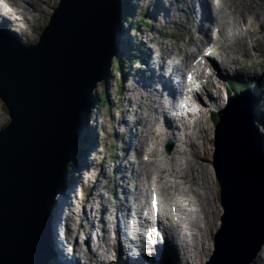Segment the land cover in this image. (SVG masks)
I'll return each instance as SVG.
<instances>
[{
	"label": "water",
	"instance_id": "water-1",
	"mask_svg": "<svg viewBox=\"0 0 264 264\" xmlns=\"http://www.w3.org/2000/svg\"><path fill=\"white\" fill-rule=\"evenodd\" d=\"M120 0H60L40 39L0 34V264H48V200L116 54ZM252 101L219 113L213 162L224 213L208 264H247L264 243V161ZM49 237V233H48Z\"/></svg>",
	"mask_w": 264,
	"mask_h": 264
},
{
	"label": "bare ground",
	"instance_id": "bare-ground-1",
	"mask_svg": "<svg viewBox=\"0 0 264 264\" xmlns=\"http://www.w3.org/2000/svg\"><path fill=\"white\" fill-rule=\"evenodd\" d=\"M238 1V3H237ZM245 7L243 13L241 12L240 16L237 15V9L236 5L240 3V0H158L155 1V5H159V8L154 10V15L157 16V19L159 17L161 23L164 25V28H167L171 25L177 24L180 26H187L189 28L193 27V23L195 28H199L200 30H197L200 32V37L197 38V40L193 37L191 38L189 42L190 47L194 46L196 48L195 51L189 50L185 51V58H183V64L186 68H189V70H195L190 72L196 77L201 78L202 80L207 79V83H205L206 89H211L212 85H219L220 79L218 77L221 76V78L230 77L234 78L235 75L240 78V75L244 77L247 73H249L250 77L248 80L254 84L255 83V89L256 94L258 93L259 88V95L262 97V99L258 102L255 100L254 107H253V117L255 119L256 127H258L259 131L257 130V134H260L261 139L263 140V148H264V69L261 67V65L253 61V63L246 68L244 71L242 70H236L235 72H230L227 68H223V73L219 72L218 76L215 77L213 74H209L206 72V68H204L203 61L200 60V62L197 60V54L203 56V47L208 42H213L215 44L221 43L222 46L221 57L226 56L225 60H229V56L233 57L235 59V54L238 52H243L247 55V57H250V54L252 53V49L256 46H261L259 42L256 40L253 42L252 48L249 46V37H251V31L248 30V27L246 28V31L244 32L243 29L240 28L239 23L240 22H249L253 21V27H255L254 34L257 37L258 35H261L264 33V0H244ZM167 3H169L167 5ZM151 8H154V5H150ZM16 6L13 5L12 7H7L8 10L13 11ZM135 7V6H134ZM124 7L122 6V9ZM137 8V7H136ZM150 8V7H149ZM6 9V8H5ZM152 12L151 9L148 10L147 14ZM10 12L3 11L2 8H0V15H10L8 14ZM14 13V12H13ZM212 31L215 32V36L212 35ZM16 34V33H14ZM18 34V33H17ZM120 34V30H119ZM120 38V36H118ZM215 39V41H214ZM181 42V41H180ZM264 48V46H261ZM170 55H178L173 50H169ZM215 54L218 53L217 50H214ZM233 59V65L235 64V60ZM224 60V61H225ZM183 64H180L176 62V60H173L171 69L176 72L177 75H185V69ZM194 64H197L194 67ZM163 68L168 67V62L163 63ZM230 69V65H229ZM234 71V70H233ZM200 74V75H199ZM160 80V77L155 75H144V77H140V75L137 73V75L133 79V87L135 88L138 86V89L135 91L137 92L140 90L143 84H147V87L144 88V90L147 92L145 97H149L151 100L153 99L154 95L159 96L160 101L159 104H156L155 106H158V111L153 112L152 115H157L155 118L157 120L161 119L163 124L166 126V129L159 134H155L154 126L156 125L155 122H157L154 118L153 121H144L143 118H139L136 120L137 123H141L143 125L142 135L141 139H138L139 134L138 133H132L130 128V124L128 121L121 119L120 125L125 128V132L121 135L125 136L128 133H131V138L127 142L123 155L120 156V160L124 161L127 159L128 156V150L136 149L138 156L142 155L144 151V146L148 144V140L153 139H159L160 136L167 135L169 136L174 143L178 144L179 146H188L191 147L192 155L191 153L188 154L186 152V149L180 150L177 149L175 151L176 155L181 154V157H178L176 155H172L171 157H164L165 161L162 163L160 167H158V179L157 181L153 180L155 183L160 184V189L163 191V195L170 198V196H176V198L172 197L174 200L172 205H176L177 211L182 215H176V219L170 215L168 209H162L163 212L168 215L171 218L170 225L171 230L176 233L178 236V233L175 231H180L182 235L185 237V241L183 240V244L179 246L177 250V245L175 246H167L170 251V256L168 257V264H194L193 257L195 258L196 264H202V258L205 254H207V251L210 250L207 248L206 241L208 239V233L210 229L211 222L206 223L205 217H208L212 219L210 214L212 213L213 203H212V197H211V191L209 190L208 182H210V178L206 177L205 173H203L202 169L203 167L199 165V149L196 145L192 143V138L190 135L185 134L184 138L180 134V130L177 126V119H174L173 116L169 115L167 110L172 107V104L168 107V104L163 99L167 94H176L177 90H181L182 88V80L178 79V84L173 86H168L165 83V86L161 84V86L156 89L158 81ZM234 81V80H233ZM167 82V81H166ZM173 83V82H172ZM223 85V83H222ZM151 87L153 90H155V93L152 94ZM239 88L242 90H245L243 85H239ZM245 95L239 96L237 98L233 97L226 101V97L224 96L223 92L220 90L217 91L216 96L211 94L210 98L206 101L208 104L207 107L211 108L212 106L218 107L219 110L223 109L225 111L228 107L232 106L233 104L244 106L245 102L251 101L252 93L247 91ZM210 94V93H209ZM251 95V96H250ZM177 96V97H176ZM176 99L179 98L178 95H175ZM217 97V98H216ZM253 98V97H252ZM132 101V100H131ZM256 102V103H255ZM200 105L194 106L195 110L194 113H205L207 110L203 109L202 107H199ZM153 109H156V107H153ZM155 123V124H154ZM205 128V130H209L208 126H204L203 124H199L198 122L195 123V126L193 130H198L199 128ZM197 134L196 131H192L191 135ZM207 137V136H206ZM86 148V147H84ZM141 148V150H140ZM170 155V154H169ZM189 155L191 157H189ZM264 155V150H263ZM149 156L152 158L154 157H162V153L157 149H152ZM162 159V158H161ZM169 162L172 163V166L169 165ZM91 162H87V165ZM142 163V162H141ZM168 163V165H167ZM129 164V163H127ZM122 165V164H121ZM91 168V165L89 166ZM127 169L130 171L131 167L130 165L127 166ZM143 171L140 175L137 177H145V180L148 183V188L152 185V179H151V171L150 169L143 168ZM216 174V173H215ZM217 176V175H216ZM133 177V168L131 169L130 175L127 180L128 182L131 181ZM106 178V177H105ZM136 178V177H135ZM77 182V180L75 181ZM121 182H124V180H121ZM118 183V182H117ZM116 182L113 183L111 180L109 182V193L116 198L118 201L120 194L123 192H126V189L124 190V186H117ZM101 181L94 180L92 182V185L94 189L97 191L95 194V198L98 199V208L95 209L96 212H101L102 218L100 221V228L104 231V234L102 236V240L106 241L107 237L110 236V233L108 232V229H106L105 224L107 223V220L104 219V215L106 213L110 212L109 207L104 203V196L102 192L99 190V187H101ZM74 185V184H73ZM152 190V189H151ZM145 196L142 192L140 184L137 188L133 191V199L137 202H139L142 197ZM178 196V197H177ZM67 195L64 196L62 200H60L59 204L60 209L62 211L65 210V208L68 207V201H66ZM183 198L186 204H184L183 200L179 199ZM68 200V199H67ZM130 200V199H129ZM129 200L127 202H124V204L128 205ZM66 201V203H65ZM79 203H81L80 200H78ZM77 203L73 202L72 206H76ZM199 206L200 211L203 214L202 220L199 216H196L194 218L193 209L191 207L193 206ZM120 206V199L119 204ZM117 206V207H118ZM70 209V205L68 207ZM124 210V208H123ZM125 212V210H124ZM177 213V212H176ZM54 214V213H53ZM223 215V214H222ZM193 216V217H192ZM210 216V217H209ZM202 221V223H201ZM222 221V220H221ZM260 224H263L264 220L262 217H259L257 219ZM206 223V224H205ZM223 222H221L222 224ZM220 224V225H221ZM53 237L54 241L50 238H48V243L51 249L58 250V247L63 246L65 243L62 239L63 232H68L69 229L67 226L62 223L60 218H58V215L55 211V216L53 219ZM85 228V235H88L90 233V229L93 230V221L92 218H87L84 222ZM195 229L196 231L193 232L192 230ZM218 231V229H217ZM150 238L155 239L157 236V232L155 231L152 233V230L149 232ZM216 234V232H215ZM98 235V234H97ZM52 236V233H50V237ZM87 242L90 241V235H88ZM143 236H140V240ZM215 237V236H214ZM64 238V237H63ZM65 239V238H64ZM66 240V239H65ZM54 242L56 244V247L54 248V245L51 243ZM92 241V240H91ZM150 241L147 240V243ZM173 244V243H172ZM152 246V245H151ZM87 247V250L90 249ZM141 249H144V244H140ZM100 249H102L101 246H99ZM116 248L118 250V257L115 261L118 262H127L128 264H156V261L152 259V256L149 252H142L140 254H136L135 251H139L141 249H138L136 244L132 242L131 238L125 237L124 235H120L118 244L116 245ZM263 247H260L253 257L250 259V261L247 264H259V260L255 259L256 256L259 254V252L262 250ZM182 251L185 253L184 257L179 258V252ZM214 252V249H213ZM212 252V254H213ZM191 253L194 254V256H191ZM96 254V255H95ZM211 254V255H212ZM58 258V262L60 264H65L63 255L60 254ZM101 252H93V250H89L87 254V258L90 260L91 264H111L113 261H109L106 259H102ZM107 258L109 257V252L107 254ZM99 256V257H98ZM154 257V255H153ZM211 257V256H210ZM259 257V256H258ZM76 258V259H75ZM72 261H68V263L71 264H82L79 260V258L75 257ZM211 260L206 261V264L210 263ZM58 263V264H59ZM264 264V259H263Z\"/></svg>",
	"mask_w": 264,
	"mask_h": 264
},
{
	"label": "rangeland",
	"instance_id": "rangeland-1",
	"mask_svg": "<svg viewBox=\"0 0 264 264\" xmlns=\"http://www.w3.org/2000/svg\"><path fill=\"white\" fill-rule=\"evenodd\" d=\"M138 1L139 0H131L132 8H133L134 14L136 15L135 19L146 14V8L145 9L142 8L144 3L146 4V0H142L139 2L138 4V7H140L139 9L138 7L137 8L134 7V4H133ZM59 2L60 0H0V6L2 7L7 8V7H12L13 5L16 6L13 10L14 12H16L14 13V15L18 14V16L15 17L16 20L21 19V21H24L26 17L34 16V20L31 23H29L28 19H26L27 24H23L21 21H17L18 24L19 23L23 24L22 27L21 26L20 27L10 26L9 31L6 30V27L1 26V23H0V27L5 28V30L11 35L12 39L14 37H17L15 39L20 40L24 44L39 41L42 30L45 28V26H47V24H49L50 16L51 14H53L54 9L57 8ZM148 3H149L148 9H150L149 8L150 5L155 6V2H152L151 0H148ZM168 4L169 3H167V5ZM245 4L247 3H245L244 0H240V3L236 5L238 16H240L241 12L243 13ZM3 11L7 13V10L3 9ZM12 15L10 14L9 17H11V19H14V16ZM147 15L149 18L146 19L145 21L146 23H142L145 25L148 24V28L145 27L147 30L153 31L152 29L153 24L154 25L158 24L159 26H161V23L157 20V16L154 15V11L148 13ZM151 17H153L154 19ZM0 22H2L1 19H0ZM241 27H243L244 29L249 27L250 30H252V33L250 34L251 42L252 40L254 42V40L257 39V37H255V34L253 33L254 28L252 27V21L251 23L248 22L247 25L242 23ZM198 29L199 28L196 29L194 26L189 28L187 26H180V25L174 24V25L167 27L166 29L160 30L159 34L158 32L156 33V35L159 36L158 38L159 40H156V42L152 45V47L155 48L153 55L156 56V52H157L159 56L162 57L164 50L169 46L171 50H174L176 53L180 54V57L177 60L178 61L181 60L183 57H185L186 50H189L190 48L191 50L194 51L196 49L194 46L190 47L188 41H190L191 38L193 37L195 39L199 38L200 34L198 33V31H195ZM169 30H174V31L168 32ZM154 31H157V30H154ZM123 32L125 34V35L123 34V36H125L126 38H129L127 40H131L130 35H132V33L130 32L129 29H127V25H126L125 30L121 32V35ZM212 33H214V31H212ZM4 35L8 37L6 34ZM150 36L151 34L148 35L147 37H150ZM141 38L143 37L141 36ZM181 38L183 39V41L180 42ZM159 41H162V42L160 43ZM250 45L251 43H249V46ZM260 47L261 46H256L257 53L264 54V52L260 49ZM251 48H252V45H251ZM256 56L258 57L256 61H258L261 67L264 69V57L258 56V55ZM235 57L239 59L238 61L241 64L240 65L241 68H248L250 66L251 59L246 58V56H244L243 54H236ZM110 69H111V74L108 80L106 81L107 84L106 85L98 84L94 92L95 94H100V93L106 92L107 90L110 104H103V103L98 104V105L95 104L93 108L95 110H92L91 113L88 114V118L86 117V120H83L84 122L82 123V125L85 123L86 128L89 127L92 133L93 143L91 144H93L94 155H93V161L91 160V155L88 156V161L93 162L94 164H91L92 167L90 169L87 167L88 166L87 165L86 166L87 169L85 170L79 169L78 171L76 170L75 173H72L70 177V181H69V186L66 187L68 191L70 190V192L73 191V188H74V193L72 192V194L75 195L76 198L80 196V200H83L84 198L83 182L88 183L89 180L93 181V180L99 179L103 181L104 186L106 187V189H108L110 181L108 178H104V177L114 176L115 175L114 172L121 164V160L120 159L118 160L117 158L119 154L123 155L124 153L122 152V150L118 151V147L119 146L122 147L123 145H125V141L130 140L132 136H131V133H128L124 136V138L120 140L119 132L123 131V128L120 127V124H119L120 120L126 119L130 121V120H134L137 118H143L144 121H147V120L153 121V118L155 117V115L150 116L153 114V112H151L153 110L151 106L152 104H148L145 98H143L142 96L135 95L134 93V91L138 89V86H136L135 88L133 87V79L137 75L138 72H135V73L133 72L134 75L131 78V82L126 81L120 87L121 76H122L121 73L119 72L115 73L113 71V68H110ZM128 70L130 69L128 68L125 69V74L127 73ZM249 75L250 74L247 73L244 77H242V80L251 78ZM128 87L130 88L129 90H133L132 92L127 91L128 93L127 95L131 97L133 100L132 105L129 104V102H127L126 95H124V92L128 89ZM253 88H255V83L252 86V89ZM255 91L257 90L255 89ZM258 93H259V88H258ZM261 99L262 97H258V102ZM205 101L206 100H204V104L201 103V106L199 107L200 108L202 107L203 109L207 110V112H205L204 114L199 113L198 123L199 124L201 123L206 127L208 126L209 130H205V128H202V127L199 128L198 130L191 129V134H192V131H196L197 134L195 135L190 134V137L192 138V143L196 145L199 149L200 156H199L198 163L199 165L203 167L202 172L205 173L206 177L210 178V182H208V185H209V190L211 191V197H212V203H213L212 213L210 214L212 219L205 217L206 223L211 222L209 226L210 227L209 233L207 234L208 239L206 241L207 242L206 245L208 246L207 248L209 249L210 247V250H208L207 254H205L204 257L202 258V261H201L202 264H206V261L210 259V256L214 249L215 232H217V229L221 227L220 225L222 222L221 217H222V214L224 213V209L221 203L220 185H219L218 178L216 177V174H215L214 166L212 165L213 153H214V141L213 140H214L216 125H217L216 122L219 119L220 111L218 107H214V106H212L211 108L207 107L206 105L208 103H206ZM211 110L219 111L216 117H212V115L210 117ZM8 122H11V117L8 113V110L5 108L3 100L0 98V128L3 127L2 126L3 124L6 125ZM98 123H101V125H104V129H102L103 126H100ZM142 130H143V125H141L139 128H134L132 130L133 133L138 132L139 134L136 140L141 139ZM180 133L187 134L188 132L184 130H180ZM258 136L259 138H261L260 134ZM156 145H157L156 142H153L152 140H150V145L148 147L147 145L144 146L146 148V153H148L151 150L150 148H153V146L157 147ZM176 145L177 146L173 145L172 152L170 153V155L166 154V157H171L172 155H176L175 151L177 149H180V150L186 149V152L188 154L191 153L192 155L191 147L184 146V145L179 146V143L178 144L176 143ZM164 151L165 153H167L165 149ZM176 156L181 157V154H178ZM141 157H142V161H144L145 163H140ZM189 157L191 156L189 155ZM129 158L133 159V160H130V162L134 164L135 162H137L139 169L141 165L142 169L147 168V169H150L151 172L155 170V163L151 161V157H149V155L145 156L143 154L142 156L139 155L138 157L136 155V158H135L134 151H132ZM160 159L161 157H156L154 158V161L162 163ZM125 162H129V161L126 159ZM169 165L172 166V163L169 162ZM100 167L102 168L103 172H101ZM158 174L159 172L157 171L156 175ZM77 177H79L81 181L77 180L79 184L73 185V182L75 181ZM143 182L146 183L144 177L141 180V184H143ZM122 184L128 187H133V186L134 188L138 187L135 181H130L128 182V184L126 181V182H122ZM157 184L160 187V184L159 183ZM91 190L92 189H89L88 191L89 194H91ZM68 191H66V193ZM94 192L95 191H93V193ZM69 197L70 196L67 195L66 201H68V207L69 205L71 207L73 202L70 201ZM112 199L115 201L114 197H112ZM76 206L78 205L76 204ZM63 213L64 211H62V215ZM54 216H55V213L53 214V219H54ZM201 216L203 217L202 212H201ZM51 239L55 240L53 238V235L51 236ZM51 243L54 245V242L51 241ZM55 247H56V244H55ZM178 252H179V258L184 257L185 253H183L182 251H178ZM54 255L55 254H53V256ZM191 256H194V254L191 253ZM256 257L257 258L255 259L259 260V264H263L264 246ZM193 261L195 262L194 257H193ZM56 262L59 263L58 258ZM255 263L257 264V261Z\"/></svg>",
	"mask_w": 264,
	"mask_h": 264
},
{
	"label": "trees",
	"instance_id": "trees-1",
	"mask_svg": "<svg viewBox=\"0 0 264 264\" xmlns=\"http://www.w3.org/2000/svg\"><path fill=\"white\" fill-rule=\"evenodd\" d=\"M123 3H124V5H126V10L127 11H129V12L133 11V10H130L129 7H128L129 3H130V0H128V3H127V0H124ZM123 10L125 11L124 8H123ZM129 19H130V17H129ZM115 60H117L119 62H122V63H125V62H128L129 59L126 58V57L123 58L122 54L118 53V55H116V57H115ZM107 101H108L107 94H106V92H104V93L96 94L95 97H94L93 103H94V105L95 104L97 105L99 103H102V102L105 103ZM6 125H8V123ZM91 136H92L91 133H88V131H87L82 136L81 140L83 141L84 144H86V143L90 144V142H92ZM85 154H86V152H85L84 148H80L79 147V149L76 152H74L73 157H72V161L70 162L69 165H71V166L79 165L80 160L82 159L83 155H85ZM51 257H52V253L50 254V259H51Z\"/></svg>",
	"mask_w": 264,
	"mask_h": 264
},
{
	"label": "snow or ice",
	"instance_id": "snow-or-ice-1",
	"mask_svg": "<svg viewBox=\"0 0 264 264\" xmlns=\"http://www.w3.org/2000/svg\"><path fill=\"white\" fill-rule=\"evenodd\" d=\"M191 78V77H189ZM157 206V200H156V195H155V192H153V196H152V207L153 208H156Z\"/></svg>",
	"mask_w": 264,
	"mask_h": 264
}]
</instances>
